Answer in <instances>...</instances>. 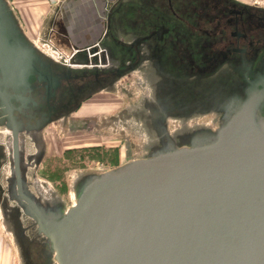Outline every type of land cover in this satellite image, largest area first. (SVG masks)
Wrapping results in <instances>:
<instances>
[{
  "label": "flooded vegetation",
  "instance_id": "flooded-vegetation-1",
  "mask_svg": "<svg viewBox=\"0 0 264 264\" xmlns=\"http://www.w3.org/2000/svg\"><path fill=\"white\" fill-rule=\"evenodd\" d=\"M104 45L115 58L80 69L39 54V74L7 89L8 111L0 97V210L22 264H48L50 249L19 200L15 136L21 184L45 209L39 190L63 199L39 175L47 130L65 129L86 101L118 92L127 78H135L136 101L108 122L131 133L139 150L208 142L249 92L264 91V8L240 0H120L102 39L79 50Z\"/></svg>",
  "mask_w": 264,
  "mask_h": 264
},
{
  "label": "water",
  "instance_id": "water-1",
  "mask_svg": "<svg viewBox=\"0 0 264 264\" xmlns=\"http://www.w3.org/2000/svg\"><path fill=\"white\" fill-rule=\"evenodd\" d=\"M38 54L56 61L0 0L1 108H10L7 89L39 74ZM113 58L105 45L86 48L71 68ZM263 107L264 91H251L208 142L146 145L116 168L75 174L70 205L39 190L45 209L21 184L15 136L19 200L46 237L48 264H264ZM0 218L6 231L1 210Z\"/></svg>",
  "mask_w": 264,
  "mask_h": 264
},
{
  "label": "rangeland",
  "instance_id": "rangeland-1",
  "mask_svg": "<svg viewBox=\"0 0 264 264\" xmlns=\"http://www.w3.org/2000/svg\"><path fill=\"white\" fill-rule=\"evenodd\" d=\"M7 1L13 9L15 19L22 25L21 32L28 41L34 44L39 42L41 51L47 53L49 44L65 56H71L75 50L83 48L82 45L76 44L72 49H68L65 47L69 45L67 38L57 40L45 35L46 27L41 18L47 8L46 0ZM240 1L264 8V0ZM53 47L52 51L55 50ZM66 64H71V61ZM135 85L134 77L127 78L119 85L118 92L96 95L86 101L71 117L65 129L55 124L47 130V154L39 175L59 190L68 205L71 204L70 190L75 174L115 168L135 157L140 151L139 148H142L131 133L124 134L121 128L108 122L110 117H114L125 106L136 101L135 98L133 100L129 97L130 92L132 97H136L138 90ZM0 264H18L16 248L12 238L2 227L1 218Z\"/></svg>",
  "mask_w": 264,
  "mask_h": 264
},
{
  "label": "crops",
  "instance_id": "crops-1",
  "mask_svg": "<svg viewBox=\"0 0 264 264\" xmlns=\"http://www.w3.org/2000/svg\"><path fill=\"white\" fill-rule=\"evenodd\" d=\"M46 1L45 15L40 17L46 27L45 35L55 37L57 40L67 38L69 45L65 47L72 49L73 45L80 44L84 48L102 39L110 10L120 0ZM19 25L22 26L20 23ZM29 30L34 32L31 28Z\"/></svg>",
  "mask_w": 264,
  "mask_h": 264
},
{
  "label": "built area",
  "instance_id": "built-area-1",
  "mask_svg": "<svg viewBox=\"0 0 264 264\" xmlns=\"http://www.w3.org/2000/svg\"><path fill=\"white\" fill-rule=\"evenodd\" d=\"M39 43V42H38ZM36 43V45L40 48V44ZM44 47V45H42ZM49 50H46L49 55H51L53 58L56 60H61V57H63L64 60H71L73 55L78 51L75 50L74 53L71 54V56H65L63 53L59 52L57 49H55L52 45L50 46L49 44L47 45ZM52 47L55 49L52 51Z\"/></svg>",
  "mask_w": 264,
  "mask_h": 264
},
{
  "label": "bare ground",
  "instance_id": "bare-ground-1",
  "mask_svg": "<svg viewBox=\"0 0 264 264\" xmlns=\"http://www.w3.org/2000/svg\"><path fill=\"white\" fill-rule=\"evenodd\" d=\"M168 52V51H167ZM66 63H69L70 62V60L68 61V60H64Z\"/></svg>",
  "mask_w": 264,
  "mask_h": 264
}]
</instances>
